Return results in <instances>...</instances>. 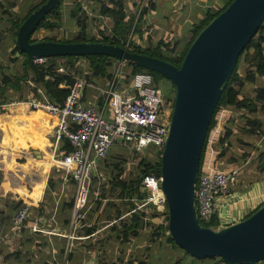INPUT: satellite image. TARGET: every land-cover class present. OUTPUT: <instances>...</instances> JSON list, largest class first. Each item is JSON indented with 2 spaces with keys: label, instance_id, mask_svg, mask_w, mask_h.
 Segmentation results:
<instances>
[{
  "label": "water",
  "instance_id": "95a60500",
  "mask_svg": "<svg viewBox=\"0 0 264 264\" xmlns=\"http://www.w3.org/2000/svg\"><path fill=\"white\" fill-rule=\"evenodd\" d=\"M59 4L46 0L18 27L15 43L35 57L107 56L160 74L174 86L173 108L160 155V188L166 201L168 233L178 248L197 260L225 264L264 261V203L248 218L218 230L203 227L195 208L200 155L212 115L236 62L264 21V0H233L190 44L181 64L102 43L37 41L31 34Z\"/></svg>",
  "mask_w": 264,
  "mask_h": 264
},
{
  "label": "crops",
  "instance_id": "0c3cea01",
  "mask_svg": "<svg viewBox=\"0 0 264 264\" xmlns=\"http://www.w3.org/2000/svg\"><path fill=\"white\" fill-rule=\"evenodd\" d=\"M36 1L0 0V12L12 6L17 11L14 12V17L22 15L24 17L34 7ZM7 20L9 21L8 26L2 25L5 21L0 18V56L3 62L0 65V80L3 76L13 77L16 72L22 70L23 57L12 54L15 42L12 38L11 21ZM2 35L5 36L2 37ZM91 82L95 84V88L85 91L83 96L84 106L97 104L100 101L98 90L106 85V81L102 79L92 78ZM28 83L30 88L32 87L29 90L25 89L24 91L23 85L18 92L10 87L6 92L7 94L0 90V100H4V95L8 96L9 101H21L30 97L43 99L41 87L34 85L31 80ZM248 86L254 85L248 84ZM35 89L36 93L34 95L32 91ZM256 92L257 89L254 97H251L252 99L256 97ZM241 95L243 96L242 93ZM220 111L221 116L225 112L232 113L231 110L226 109ZM1 120L4 122H1ZM6 121H8V124L3 126L2 124ZM56 124L55 117L43 111H28L20 108L15 109L9 115L0 114V166L1 164L4 166L0 167V237L3 238L0 241V264H99L102 256H105L104 260L106 258L104 262L115 259L117 263L123 264L120 254H123L124 249L119 246V244H122L117 239V232L120 223L129 217V213L126 212L127 205L125 204V201L129 200H124L121 197L113 201H108L107 197L96 200V202H112L110 204L96 203L97 207L104 205L113 207V214L110 213L106 217L105 224H107L99 228L92 223L90 208L87 207L82 221L74 231H71V211L68 205L73 198L74 184L71 183L70 179H66L59 167H53V169L48 167L46 171H41L44 163L43 159L48 157L45 148L47 142L50 143L49 141L52 139L51 134ZM9 125L11 127L7 128ZM18 129L20 132H16ZM9 134L12 141L10 140V146L6 147L5 144H2V141L5 143L4 138ZM6 150L7 155L4 153ZM114 153L121 155V153H129V151L113 148L108 156ZM1 157L9 159L7 165L2 162ZM127 165L129 166L128 163ZM208 168H211V166L208 162H204L202 170ZM50 178L53 180L52 187H48ZM94 180L96 182L95 178ZM2 181L6 184L5 188L10 189V191L2 187ZM8 182L14 186L9 185ZM14 188H17V190L12 193L11 189ZM237 191L238 200L226 206L221 212L222 217L231 219L233 223L243 220L255 207L264 203V178L258 179L247 187L240 185L239 181ZM19 201L23 202L22 205H28L31 212L24 222L25 227L13 230L11 225L15 214H13V208ZM144 210L143 212H145ZM121 211H123V215H119ZM138 212L143 213L142 211ZM153 219L149 215H145V218L142 219V225L138 229V236L133 238L132 244H136L135 240H139L147 222ZM33 225L42 231L31 232L30 227ZM67 234H72L76 239H67L65 237ZM68 242L71 244V250L69 254H66L65 245ZM105 242L115 244V252L102 247L101 245H104ZM137 248L139 246L132 247V250L137 252ZM133 264H137V262H133Z\"/></svg>",
  "mask_w": 264,
  "mask_h": 264
},
{
  "label": "built area",
  "instance_id": "2783aa9c",
  "mask_svg": "<svg viewBox=\"0 0 264 264\" xmlns=\"http://www.w3.org/2000/svg\"><path fill=\"white\" fill-rule=\"evenodd\" d=\"M128 43L129 41H126L125 49L129 46ZM31 62L41 66L47 62V58H31ZM57 66L58 74L65 71L61 61ZM126 66V62L114 61L111 79L98 90L100 101L97 104L84 106V93L87 89L95 88V84L73 75H66L73 78L72 85L66 80L59 85L60 89L68 90V95L61 106L49 102L44 95L43 99L30 97L21 101L0 100V114L8 107H14L28 111H43L55 117L57 124L48 147L49 164L50 167L61 168L66 179L74 181L71 231L76 229L84 217L91 193L92 177L111 149L118 148L132 154H142L152 146L156 153L162 152L170 125L173 100L166 99L161 88L153 82L151 75L145 72L133 73L130 68V85L121 83ZM65 142L72 147L69 153L63 150ZM239 177L240 171L237 168L230 170L208 168L197 175L194 196L199 221L208 222L216 215L218 227L213 230L233 224L231 219L222 217L221 212L226 206L238 200ZM160 181V177L154 174L143 177L139 193L144 199L138 203L136 198L130 200L135 204L132 212H143L145 209L147 215L155 212L161 216L167 212ZM30 212L31 208L28 205L21 206L11 221L12 229H23ZM30 231L35 233L42 230L33 225ZM65 237L69 240L76 239L72 234ZM2 240L0 237V241ZM70 250L71 244L68 242L65 245V253L69 254Z\"/></svg>",
  "mask_w": 264,
  "mask_h": 264
},
{
  "label": "trees",
  "instance_id": "16d2710c",
  "mask_svg": "<svg viewBox=\"0 0 264 264\" xmlns=\"http://www.w3.org/2000/svg\"><path fill=\"white\" fill-rule=\"evenodd\" d=\"M96 2L99 6V16L102 18L107 19L112 27L110 30V34L108 36H103L101 39H96L93 36H90L86 30L85 27L81 28V31L77 33L74 37L71 39L63 38L61 40H54L51 38H48L46 36H43L45 33L40 32V30L43 31H53L54 29L59 27V22L62 18L61 16V7L63 0H59L58 6L53 9L46 17L39 23L37 28L34 30V32L31 34L29 42H37V41H44V42H56V43H65V44H76V43H102V44H108V45H114L121 48L125 47L126 39L133 28L134 33L139 35V39L149 42V39L147 40L145 36L141 33V22L143 19L144 14L140 15L137 22L134 25L133 17L130 16L127 12V9L125 5L123 4V0H93ZM233 0H221V7L218 5H213L210 3L209 6H207L201 13V19L195 20L191 25H188L187 33H189V39L185 42L183 49L176 53L174 57H169L166 53L162 52L160 50L161 44H163V41L158 42L156 45L152 44V42H149L146 47L137 46L135 43H130L127 47V51L136 53V54H142L145 56L157 58L160 60H163L165 62H168L172 64L175 67H179L190 44L195 39V37L198 35V33L215 17H217L220 13H222L232 2ZM46 0H38L34 7L21 19H13L12 20V38H14L17 34L18 27L21 25V23L39 6L44 4ZM142 9V8H141ZM73 16L75 14L73 13ZM81 19H77L78 27L81 26ZM40 32V33H39ZM38 34H40V37H38ZM103 35V34H101ZM12 54H18L23 57L22 61V70L15 73V75L12 77L9 76H3L0 80V90L4 91V89L9 86L10 88H14L17 92L21 89V86L23 85V88L29 90L31 89L28 85V76L29 73L33 75V80L36 82L37 86L41 87L42 93L46 99H48L49 102L63 105V102L68 95V90L66 89H60L59 85L66 80V82L69 85H72L74 80L72 77L61 75L56 72L57 65L60 63V60H62V57H52L47 58V62L44 65L38 66L34 65L31 62V59H29L25 54L21 53L16 45L14 43V48L12 51ZM68 59V64L66 62L63 63V67L66 71L69 73L70 70H73L74 67V60H80L84 59L87 60L89 63V71L91 73V80L92 78L96 79H102L105 81H109L111 79V68L113 66L114 61L108 59V57L97 55V56H88V57H78L77 59L75 57H66ZM247 65V68L244 72V77L241 78L239 74L237 73L240 65ZM131 69L133 73H148L151 75L153 82L162 90L163 96L168 100H173L172 97V91L174 95V86L173 84L162 77L160 74L149 71L145 68L136 67L132 64H127ZM256 77L264 78V21L262 25L260 26L258 32L256 35L251 39V41L247 44L244 51L239 56L235 67L233 68V71L227 81V84L223 90V92L220 95V98L218 100V103L216 105V108L214 110V113L212 115L211 122L209 124L207 134L204 140L203 148L200 155V163H199V172L202 171V165L203 160L205 156V152L209 143V136L211 131L214 128L215 123V117L217 113L221 109L231 110V111H239L243 112L245 114L250 115L252 118L251 121H248L247 123V132H253L257 130L258 133L264 135V89H257L256 97L254 99L243 97L241 95V91L244 88L245 84L255 85L256 83ZM170 84L171 90L168 88V86L165 83ZM124 83L129 86L130 80L127 81L124 80ZM33 94L35 95L36 89ZM3 101H9L8 96H3ZM262 104V105H260ZM16 108L14 107H8L4 115H9L12 112H14ZM261 115V116H260ZM233 133V130L231 127H227L224 130L223 135L217 140L216 145H214V151L217 152V155L214 160V164L219 161L221 158L226 156L227 149H225L224 144L228 141V139L231 137ZM47 147H49V143L47 142ZM63 150L66 151V153H69L72 151V147L65 142L63 146ZM147 150L144 151L143 154H146ZM155 153V159L150 160L146 156L141 158V160L138 162L137 165V174L135 177H129L124 178V170L121 168L125 163L124 162H118L113 165V168H115L116 173L111 177V182L113 183L114 189L118 190L121 198L125 201V204L127 205L126 212L129 213V217L122 221L120 223L119 231L117 232V239L122 245H130L132 244L133 238H137L138 236V229L142 225V219L145 218V215L147 213H135L132 212L135 208V204L130 201L132 198H136V203L141 202L144 197L139 193V187L141 185L142 179L144 176H147L149 174H154L157 177H160V155L161 153L154 152ZM49 154V153H48ZM244 156V155H243ZM257 159L254 165L255 169L258 172H264V151H260L258 155L256 156ZM136 170V171H137ZM71 183L74 184V181L72 179ZM53 180L50 178L48 180V187L53 186ZM92 183H95L94 178L92 179ZM2 187L5 188L6 184L5 182H1ZM104 186L102 190H104ZM7 189V188H5ZM10 191V189H7ZM17 188L11 189V192H16ZM104 197V195H101ZM23 202L19 201L15 204L13 210V214L21 207ZM70 211L72 207V201L68 205ZM258 209V208H257ZM255 211V210H254ZM254 211L250 212L248 215L244 217V219L248 218ZM123 211L119 212V215H123ZM150 218H155L160 215H158L155 212H152L148 214ZM13 216V215H12ZM163 220L165 222L164 224L159 225L151 234L149 238V248L152 250H155L156 252L152 253L149 251V253L146 255L145 261H138L137 258L134 259L135 261H128L127 264H133V262H137V264H157L156 257L160 256V254L165 253V250L167 247H170L176 254H182L178 258V261L174 259V264H182L180 262H184L186 257H189L183 250L177 247V245L174 243L172 238L170 237L169 233L168 235L164 236L163 232L164 230L167 232V221H168V213H164ZM200 224L203 227H208L211 229H215L218 227V219L216 215H214L208 222L200 220ZM135 244H133L134 246ZM179 252V253H178ZM189 264H203L204 262H214L215 258H207L205 260H197L192 257H190ZM132 259V260H133ZM219 262L217 264H225L221 259H218ZM260 263H264L260 262ZM258 263V264H260Z\"/></svg>",
  "mask_w": 264,
  "mask_h": 264
},
{
  "label": "rangeland",
  "instance_id": "374dc122",
  "mask_svg": "<svg viewBox=\"0 0 264 264\" xmlns=\"http://www.w3.org/2000/svg\"><path fill=\"white\" fill-rule=\"evenodd\" d=\"M210 3L212 4V6H222L221 0H123V4L127 9L128 14L133 17L134 21L138 19L140 15H142V13L144 14L141 22V33L147 40L149 39V42H152V44L154 45H156L160 41H163L160 50L166 53L169 57H174L176 53L180 52L183 49L185 42L189 39V33H187L188 25H191L197 19H201L202 11L207 6H209ZM14 12L16 13L17 11L12 6L9 8H5L3 12H0V18L5 21L4 23H2V25L8 26L9 21L7 19H9L12 23L13 19H21L23 17V15L14 17ZM98 12L99 6L93 0H63L61 7L62 18L59 22V27L50 32L43 30H40V32L45 33L43 36L58 41L63 38L71 39L72 37L77 35L79 31H81V28L85 27L90 36H93L99 40L101 39V37H106L111 33L110 30L112 25L107 19L100 17ZM73 13L75 14V16H73ZM78 18H80L82 22L80 27H78L77 24ZM4 36L5 35H2V37ZM38 37H40V34H38ZM139 38V35L135 34L132 28L127 36L126 41H129L128 45L132 42L141 47H146L149 42H143V40ZM66 57H62V60L60 61L67 63L68 59ZM108 59L116 61L115 59L110 57H108ZM72 61L74 62L73 70L71 69L70 73L65 70L64 72H61L59 74L73 75L74 77H79L80 79L91 81V73L89 71L88 61L84 59H72ZM2 63V58L0 56V65H2ZM246 68L247 65H240L237 73L241 78L244 77ZM130 71L131 69L127 65L121 76V83H123L124 80L127 81L129 79ZM31 75L32 74L29 73V76L27 78L28 81L31 80L34 85H37L33 80V75ZM165 84L171 90L170 84ZM8 88L9 86L4 89V94H7L6 92L8 91ZM256 89H264V78L256 77L255 85L248 86L247 84L242 89L243 92L241 93L244 97L253 98ZM172 97H174L173 91ZM252 118L253 117H251L250 115L239 111H232L231 114L229 112H225L224 115L221 116V111H219V113H217V116L215 117L214 129L210 133L209 143L203 160V164L204 162H208V164L214 170H230L233 168H237L240 171V185L244 187L252 185L258 179L261 180L264 178V172H258L255 169V163H253L257 160L255 158L258 153H260V151H264V135L258 133L257 130L251 133L247 132V123L248 121H251ZM1 122L4 121L1 120ZM5 124H8V121L3 123L2 125L4 126ZM10 127V125L7 126V128ZM227 127H231L233 133L228 141L224 144V148L227 149L226 156H224L214 164V160L217 155V152L214 151V145H216L217 140L223 135L224 130ZM16 132H20L19 129L16 130ZM4 139L5 143L4 141H2V144H5L6 147H9L11 144L10 140L12 141L11 135L9 134ZM49 142L51 143L52 139H50ZM146 150L147 155L143 154L144 152L142 154L133 155L130 152L121 153V155H116L115 153L112 155L110 154L108 157H106V159L100 162V165L96 169L94 176L96 182L94 184L91 182V193L87 206L90 208L89 211L91 213L92 223H94L97 227L101 228L102 226L107 224H105V222L107 221L106 217L109 216L110 213L113 214V207L111 205L97 207L96 203L110 204L112 202H96V200L107 197V200L109 199L108 201H113L121 197L119 191L114 189L113 183L111 182L112 174L114 175L116 171H118L113 168V165L121 161L124 162L125 164L121 166L125 173L124 178L135 177L138 172L137 165L141 158L146 156L150 160L155 159L156 155L154 153V147L150 146ZM45 151L49 153V149L47 147L45 148ZM4 153L5 155H7V150ZM1 160L5 165H7L9 159L1 157ZM43 162L44 163L41 167L42 172H44V170L46 171V169L50 167L48 157L46 159L44 158ZM127 163L129 164V166L127 165ZM0 167H4L3 164H1ZM8 183L11 186L13 185L10 182ZM103 184L105 187L104 190H102ZM102 194L104 195V197L101 196ZM161 224L165 225L163 216L161 215L155 217L150 222H147L143 232L141 233V236L139 237V240H135L136 244L134 246L133 244L131 245L134 248L139 246V248H137L138 250L136 249L137 252L133 251L130 245H120L118 243L119 246L124 249L123 254L119 253L120 256H122L121 259L123 264H126L128 260L133 259L134 257V259L138 258V261L143 262L146 260V255L149 253V251L152 253L156 252L155 250L151 251V248H149V238L150 234ZM163 235H168V231L166 232L164 230ZM101 246L113 250L114 252L116 250V245L112 243L105 242L104 245ZM180 256H182V254H179L178 256V254H176L170 247H167L164 255L160 254V256L156 257V262L157 264H174V259L178 261V258ZM104 257L105 256H102V260H100L99 264H119L115 259L104 262L106 260V258L104 260ZM134 259L130 261H135ZM190 259V256L186 257L185 261L180 263L189 264L188 262L190 261ZM218 259L219 258H215V263L204 262L203 264H217V262H219Z\"/></svg>",
  "mask_w": 264,
  "mask_h": 264
},
{
  "label": "bare ground",
  "instance_id": "6f19581e",
  "mask_svg": "<svg viewBox=\"0 0 264 264\" xmlns=\"http://www.w3.org/2000/svg\"><path fill=\"white\" fill-rule=\"evenodd\" d=\"M48 158H49V154H48Z\"/></svg>",
  "mask_w": 264,
  "mask_h": 264
}]
</instances>
